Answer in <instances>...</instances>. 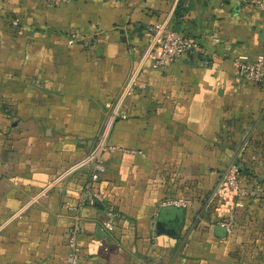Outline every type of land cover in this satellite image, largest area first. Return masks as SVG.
<instances>
[{
	"label": "crops",
	"instance_id": "crops-1",
	"mask_svg": "<svg viewBox=\"0 0 264 264\" xmlns=\"http://www.w3.org/2000/svg\"><path fill=\"white\" fill-rule=\"evenodd\" d=\"M180 1L0 0V264H64L66 204L92 165L68 171L106 131L103 204L79 211L78 264H264V198L242 207L221 181L237 159L264 184V83L234 66L264 58V0H188L177 19ZM156 22L209 65L188 53L153 69ZM176 199L192 206L163 204Z\"/></svg>",
	"mask_w": 264,
	"mask_h": 264
},
{
	"label": "built area",
	"instance_id": "built-area-1",
	"mask_svg": "<svg viewBox=\"0 0 264 264\" xmlns=\"http://www.w3.org/2000/svg\"><path fill=\"white\" fill-rule=\"evenodd\" d=\"M71 0H42L46 6H59L69 3ZM183 9L189 8L188 0H181ZM264 10V4H260ZM148 38V50L146 58L152 61V67L155 70L163 69L174 63L186 54H193L200 58L204 65H209L210 56L192 37L185 35L177 30L169 28L165 23H152L146 30ZM79 35L73 34L68 37V44L74 45L79 40ZM236 77L239 81L254 85H262L264 83V58L259 57L254 62H248L246 58H238L234 60ZM124 118V116H123ZM107 131L102 134L98 146L84 161L72 167L68 173L80 169L86 165H92L88 184L85 185V192L79 196V203L76 205L66 204L67 208L73 212L74 219L68 233L66 235L67 255L64 264H78L80 252L77 244V238L80 231L79 228V211L82 207L98 206L103 204V196L100 192L93 190L92 184L97 182L100 175L105 172V168L100 161V153L105 150ZM240 166L237 159L232 160L224 173L221 181L223 185L230 191L234 192L238 199L253 198L262 193L263 188L256 185L253 188L242 186L239 181ZM165 206L178 208H188L192 206V202L187 199H176L163 203ZM239 205H242L241 202ZM108 219L103 222V227L107 230L112 229V220L116 217L112 209L106 212ZM232 216L228 222L223 223L226 231L229 233L231 229Z\"/></svg>",
	"mask_w": 264,
	"mask_h": 264
},
{
	"label": "trees",
	"instance_id": "trees-1",
	"mask_svg": "<svg viewBox=\"0 0 264 264\" xmlns=\"http://www.w3.org/2000/svg\"><path fill=\"white\" fill-rule=\"evenodd\" d=\"M188 9H183L182 6H181V2H179L178 6H177V9H176V13H175V18L179 19V18H182L183 16V13L186 12ZM239 181H240V184L242 186H246V187H249V188H253L255 187L256 185H260L262 188H263V191L262 193H260L259 195H257L256 197H253V198H244V199H238V201L241 202L242 204V207H245L247 206L248 204H251L255 201H260L264 198V184L261 182V181H258V179H256V177L252 174H249L248 173V169L246 168H242L240 166V171H239ZM226 188V187H225Z\"/></svg>",
	"mask_w": 264,
	"mask_h": 264
}]
</instances>
